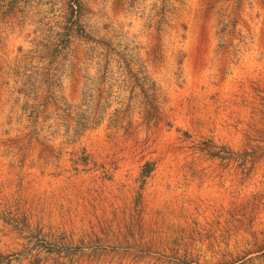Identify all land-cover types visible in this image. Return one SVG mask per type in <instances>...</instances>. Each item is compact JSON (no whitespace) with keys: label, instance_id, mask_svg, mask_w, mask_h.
I'll return each mask as SVG.
<instances>
[{"label":"rangeland","instance_id":"1","mask_svg":"<svg viewBox=\"0 0 264 264\" xmlns=\"http://www.w3.org/2000/svg\"><path fill=\"white\" fill-rule=\"evenodd\" d=\"M0 264H264V0H0Z\"/></svg>","mask_w":264,"mask_h":264},{"label":"bare ground","instance_id":"2","mask_svg":"<svg viewBox=\"0 0 264 264\" xmlns=\"http://www.w3.org/2000/svg\"><path fill=\"white\" fill-rule=\"evenodd\" d=\"M128 260V259H127Z\"/></svg>","mask_w":264,"mask_h":264}]
</instances>
